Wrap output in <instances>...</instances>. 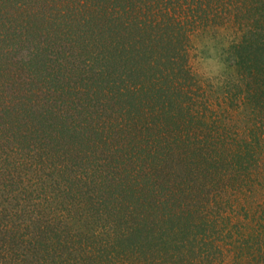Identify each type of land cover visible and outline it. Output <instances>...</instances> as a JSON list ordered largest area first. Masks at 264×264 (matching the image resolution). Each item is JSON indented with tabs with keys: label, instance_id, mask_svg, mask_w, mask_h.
Here are the masks:
<instances>
[{
	"label": "trees",
	"instance_id": "1",
	"mask_svg": "<svg viewBox=\"0 0 264 264\" xmlns=\"http://www.w3.org/2000/svg\"><path fill=\"white\" fill-rule=\"evenodd\" d=\"M211 19L264 78V0H0V264H216L233 224L190 176L253 150L198 106L190 37Z\"/></svg>",
	"mask_w": 264,
	"mask_h": 264
},
{
	"label": "rangeland",
	"instance_id": "2",
	"mask_svg": "<svg viewBox=\"0 0 264 264\" xmlns=\"http://www.w3.org/2000/svg\"><path fill=\"white\" fill-rule=\"evenodd\" d=\"M209 11L216 12L214 7ZM209 22V26L198 27L190 37L189 65L200 95L198 106L201 111L210 109L208 114L223 133L217 137L220 143L234 139L247 144L252 147L253 158L249 160L252 164L248 172L247 160L240 171L221 160L197 167V175L190 178L200 182L199 192H208L206 200L201 196L200 204L207 203L211 217L218 218L217 210L222 212L225 208L223 215L230 217L233 224L232 239H225L216 264H264V115L258 112L264 110L258 109L264 103V90H252L264 78L243 79L234 70L233 45L242 33L238 24L231 19ZM208 169L209 175L214 176L211 183H205L201 176ZM237 184H241V190H234ZM243 199L247 200L246 209L237 207Z\"/></svg>",
	"mask_w": 264,
	"mask_h": 264
}]
</instances>
